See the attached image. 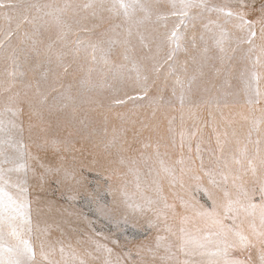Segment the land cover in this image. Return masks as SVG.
<instances>
[{
	"label": "snow or ice",
	"instance_id": "obj_1",
	"mask_svg": "<svg viewBox=\"0 0 264 264\" xmlns=\"http://www.w3.org/2000/svg\"><path fill=\"white\" fill-rule=\"evenodd\" d=\"M0 264H264V0H0Z\"/></svg>",
	"mask_w": 264,
	"mask_h": 264
},
{
	"label": "rangeland",
	"instance_id": "obj_2",
	"mask_svg": "<svg viewBox=\"0 0 264 264\" xmlns=\"http://www.w3.org/2000/svg\"><path fill=\"white\" fill-rule=\"evenodd\" d=\"M29 75H31V73H29ZM129 107H131V105H129ZM238 110V109H237ZM137 111H144L143 109H137ZM225 111L227 112L228 109H225ZM204 114L207 115V111L206 109L204 110ZM239 125H237V128L239 129ZM166 128H167V122H163L162 125H161V130H160V135H164L165 131H166ZM129 136H131V133H129ZM144 136L147 137L148 136V133L145 132L144 133ZM155 139V137H153V140ZM146 143L148 142L147 140L145 141ZM215 138H211L210 140H207L205 141V143L201 146L202 149L207 152V153H210L212 151L213 148H215ZM101 151H103V146L101 145ZM163 150V147L162 149Z\"/></svg>",
	"mask_w": 264,
	"mask_h": 264
}]
</instances>
